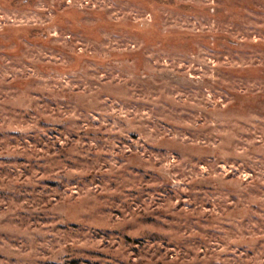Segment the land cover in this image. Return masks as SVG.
Returning a JSON list of instances; mask_svg holds the SVG:
<instances>
[{
	"label": "rangeland",
	"instance_id": "rangeland-1",
	"mask_svg": "<svg viewBox=\"0 0 264 264\" xmlns=\"http://www.w3.org/2000/svg\"><path fill=\"white\" fill-rule=\"evenodd\" d=\"M0 264H264V0H0Z\"/></svg>",
	"mask_w": 264,
	"mask_h": 264
}]
</instances>
